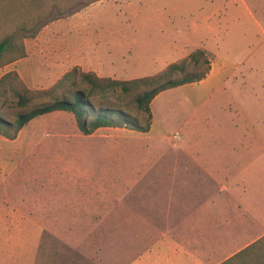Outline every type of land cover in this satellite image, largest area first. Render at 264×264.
<instances>
[{"label":"rangeland","instance_id":"1","mask_svg":"<svg viewBox=\"0 0 264 264\" xmlns=\"http://www.w3.org/2000/svg\"><path fill=\"white\" fill-rule=\"evenodd\" d=\"M125 1L150 12L130 41L149 57L129 77L159 72L214 30L225 46L211 48L232 67L227 93L209 110L199 84L166 89L151 102L148 132L102 127L85 135L64 111L60 119H34L30 146L24 134L14 143L0 139V153L13 162L0 165V264H126L144 246V218L152 214L157 228L165 226L161 190H264V0ZM125 1L60 4L65 11L54 8L23 41L31 49V38L51 24L59 47L62 37H78L71 31L112 32ZM4 30L0 22V38ZM46 37L44 57L58 48ZM51 64L30 73L22 61L19 75L29 88H47L66 70ZM21 110L11 100L3 113L12 121ZM261 197L264 215V191Z\"/></svg>","mask_w":264,"mask_h":264},{"label":"crops","instance_id":"2","mask_svg":"<svg viewBox=\"0 0 264 264\" xmlns=\"http://www.w3.org/2000/svg\"><path fill=\"white\" fill-rule=\"evenodd\" d=\"M102 1L105 0H94L89 6ZM124 3L123 10H118L113 16L114 22L117 23L114 31L108 32L103 28L95 31L78 30L77 33L71 31V35L76 34L78 37H62V47H59L61 44L58 40L60 32L54 30L52 24L44 26L31 38V49L24 41L26 56L0 67V76L10 70L20 73L18 69L22 61L27 63V66H23V71L31 73L45 68L46 64H51L45 61L51 60L53 67L66 66L62 74L69 67L78 66L84 71L92 70L100 76L121 80L134 78L129 77V68L138 65V61L147 59V53L150 51L142 43L133 47L130 42L134 41L132 30L143 29L144 19L150 12L148 14L142 9H133L129 1ZM215 33L214 30L210 31L205 38L198 39L191 47L183 49L182 55L185 57L197 48L214 54V59L210 58V70L207 75L200 81L191 82L206 89L202 105L206 103L209 110L214 109L209 107L211 102L215 103L217 100L219 103V97L226 95V74L232 68L231 64L222 56L216 55L211 48L216 42L222 44L219 47L225 46L221 40L222 35L217 34L219 37L215 38ZM43 35H47V43L54 40V43L58 44L57 49L47 51L49 55L46 57L39 47L43 44ZM173 42L174 40L172 45ZM116 72L120 73V76L115 75ZM187 84L189 83L179 86L184 87ZM199 109L197 107L196 111ZM39 116L46 122L48 116L62 118L64 111L55 110ZM37 117L30 119L15 139H6L1 135L0 139L14 143L24 134L30 146L35 134L33 121ZM10 156L0 153V165L4 169L6 165L13 163L7 161ZM254 163L256 160L249 167ZM263 191L161 190L165 226L157 228V221L152 214L144 218V246L126 264H264V215L261 197Z\"/></svg>","mask_w":264,"mask_h":264},{"label":"trees","instance_id":"3","mask_svg":"<svg viewBox=\"0 0 264 264\" xmlns=\"http://www.w3.org/2000/svg\"><path fill=\"white\" fill-rule=\"evenodd\" d=\"M73 1L0 0V22L5 26L0 38V67L26 55L24 33L32 36L49 19L54 8L63 13L62 4L67 3L71 9L75 6ZM198 67L203 69L190 70ZM209 70L208 53L200 48L168 63L157 73L127 80L100 76L92 70L73 66L49 87L32 89L16 70H10L0 76V135L15 139L30 119L55 110L70 112L77 129L85 135L100 127L148 132L152 119L150 105L155 96L166 89L200 81ZM11 100L22 109L12 121L3 113ZM131 108L142 112L143 120L132 114Z\"/></svg>","mask_w":264,"mask_h":264}]
</instances>
